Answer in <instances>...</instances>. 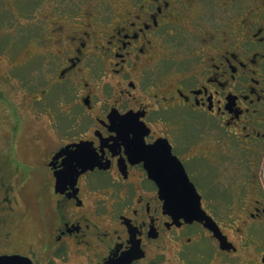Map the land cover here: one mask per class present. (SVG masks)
Segmentation results:
<instances>
[{
	"label": "flooded vegetation",
	"instance_id": "flooded-vegetation-1",
	"mask_svg": "<svg viewBox=\"0 0 264 264\" xmlns=\"http://www.w3.org/2000/svg\"><path fill=\"white\" fill-rule=\"evenodd\" d=\"M18 2L36 0H0V11ZM40 6L27 16L32 31L6 49L2 75L9 82L30 64L44 75L40 96L26 103L0 77V255L31 264H264V0ZM25 44L40 51L18 61ZM39 99L41 137L27 138L24 113L32 117ZM156 145L174 159L147 152ZM177 163L203 221L166 210L187 189L168 181L180 187L171 194L147 172L168 177Z\"/></svg>",
	"mask_w": 264,
	"mask_h": 264
},
{
	"label": "rangeland",
	"instance_id": "rangeland-1",
	"mask_svg": "<svg viewBox=\"0 0 264 264\" xmlns=\"http://www.w3.org/2000/svg\"><path fill=\"white\" fill-rule=\"evenodd\" d=\"M50 4V2H47ZM17 6H14V8L12 6L8 7L7 3L4 5L5 10H1L0 11V50L1 53L0 56V77H1V86L3 89L7 90L8 87H6V85L8 83L14 84L17 87H19V90H16L17 95H24L25 93V100L26 103L29 102V100L31 99V95L32 93L35 94V96L39 97L40 96V89L43 86L42 85V80L44 78V75L31 70V65L28 64L27 66H25V69L28 70H15L13 75L11 76V80L9 82H6L5 80H2L3 77L2 75L5 74V70L9 67V62L7 61V59L10 57L7 53H6V49H8L10 42L14 41L16 38H19L20 36L27 34L30 30L32 31V28L35 27V22L32 23V25H29L26 21H30L31 19H29L27 16L30 12V10L32 11V13H37L40 11L41 6H40V0H36V2L33 4V6L31 5H26V2L24 3H20L18 2L16 4ZM24 48H22L16 57V60L18 61H23L24 55L27 51H30L31 53H35L36 51H40V46L38 45H31V44H25L23 46ZM26 51V52H25ZM12 57V56H11ZM35 60L37 59V61L39 62V58L40 56H36L35 55ZM11 59V58H9ZM34 60V61H35ZM34 67V66H32ZM30 83V85H34L36 84V88H28V89H23L21 88V86H25L28 85ZM34 83V84H32ZM13 90H15V87L13 88ZM24 92V93H23ZM26 92H28V94H26ZM41 99V98H40ZM37 100L35 102H33V115L31 117V114L29 112L24 113L27 116V119L22 120V123H25V128H24V133L27 136V138H32L33 136H35V134H38L41 137L42 133V123L44 120V113L42 112V107L40 106V102L41 100ZM18 100V99H17ZM37 106V107H36ZM40 106V107H39ZM38 116V118H37ZM24 135V134H23ZM28 153L27 155L30 156L31 152L29 150H26ZM30 153V154H29ZM34 180H36V178H34ZM38 180V178H37ZM36 189L37 188V184L34 183V186H27L26 187V193L28 196L29 201H31L30 198H32V193L34 192L32 189ZM35 210L34 208H32V212L30 214H28V219L29 222L32 221L33 224H35ZM32 231H34V233H38V229L34 228Z\"/></svg>",
	"mask_w": 264,
	"mask_h": 264
},
{
	"label": "water",
	"instance_id": "water-1",
	"mask_svg": "<svg viewBox=\"0 0 264 264\" xmlns=\"http://www.w3.org/2000/svg\"><path fill=\"white\" fill-rule=\"evenodd\" d=\"M157 149H159L157 145L150 146L147 148V152L157 153L158 152ZM159 151L161 155H168L172 157L170 154L169 148L168 150H166V152L163 149H159ZM172 159L174 158L172 157ZM147 172L150 178L155 179V180H157L155 174H160L163 180V185L160 187L164 191L170 190L171 194H173L172 193L173 189H180V187L179 186L173 187L170 185L166 186L167 184L166 182L168 181H171L169 183H172V184L179 183L182 186H184V188L187 189V192L184 195L183 200L171 201L169 200L170 198L166 199L164 201V208L166 210L178 211L181 214V216L185 220H188V221H191V220L203 221L204 217L202 214V210L200 208L199 196L197 195L194 187L188 182V179L179 163L173 164V166L168 170V173H169L168 177L162 176V174H165L166 172L164 170L159 172L149 167L147 168ZM185 196H187V198ZM0 264H31V262L27 258L19 256V255H0Z\"/></svg>",
	"mask_w": 264,
	"mask_h": 264
}]
</instances>
